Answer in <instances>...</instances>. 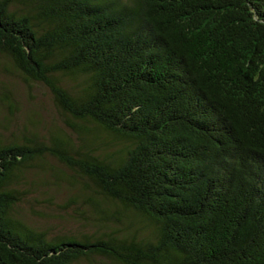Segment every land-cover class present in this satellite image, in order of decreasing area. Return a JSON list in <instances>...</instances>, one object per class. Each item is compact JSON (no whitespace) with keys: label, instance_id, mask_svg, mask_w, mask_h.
I'll list each match as a JSON object with an SVG mask.
<instances>
[{"label":"trees","instance_id":"1","mask_svg":"<svg viewBox=\"0 0 264 264\" xmlns=\"http://www.w3.org/2000/svg\"><path fill=\"white\" fill-rule=\"evenodd\" d=\"M0 107V264H264V0H0Z\"/></svg>","mask_w":264,"mask_h":264},{"label":"rangeland","instance_id":"2","mask_svg":"<svg viewBox=\"0 0 264 264\" xmlns=\"http://www.w3.org/2000/svg\"><path fill=\"white\" fill-rule=\"evenodd\" d=\"M6 84L4 87L10 90L11 96L15 99V122L23 126L24 122H26L27 117H31L34 120H38L40 122L39 125V134L43 139L48 140L49 138V130L59 125L58 116L56 114V110L54 108L52 98L49 95V92L40 86H31L29 88L25 87L23 82L20 79L13 78V80L9 82H4ZM3 86V85H2ZM36 114V116H32ZM6 111L0 107V121L4 120L7 117ZM12 130V128H11ZM32 178V177H31ZM40 177L33 176L31 181H38ZM49 182L52 181V177L48 178ZM29 187L30 193L27 194V199L29 200L28 204L25 203V215L28 218V221L31 225L40 227V229L49 227L50 233L58 234L60 233H78V232H88L90 230L89 227L84 226L80 222H76L72 218H69L67 215L60 214L55 211L51 213V216L48 218H44V214L47 211L45 207L38 203L37 198L40 200L41 197L36 192L37 187L31 189ZM39 191L48 190L49 192L52 189L47 188V186H41ZM57 196L62 197L63 199L67 196V192L63 190ZM37 200V201H36ZM61 200H55V204H60ZM33 206V209H30V206ZM55 207V206H53ZM56 209V208H55ZM32 210H34L32 212ZM59 214V215H56Z\"/></svg>","mask_w":264,"mask_h":264}]
</instances>
